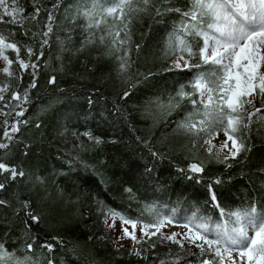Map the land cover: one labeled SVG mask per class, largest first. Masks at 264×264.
<instances>
[{
  "label": "snow or ice",
  "instance_id": "snow-or-ice-1",
  "mask_svg": "<svg viewBox=\"0 0 264 264\" xmlns=\"http://www.w3.org/2000/svg\"><path fill=\"white\" fill-rule=\"evenodd\" d=\"M90 3V7L78 6L76 11L87 30L81 48L85 44L98 45L101 49L98 57L113 63L115 77L125 85L118 96L129 97L131 90L146 84L159 72L180 77L168 93L166 104H161L159 97L149 103L164 107L167 115L174 113L178 117L172 134L182 137L184 143L176 149L164 141H156L153 134L135 135L148 153L144 174L151 176L158 163L168 160L177 173L171 180L182 179L188 185L199 186L207 197L202 205L192 203L182 186L174 193L173 201L167 185L157 181L156 187L168 196L166 201L142 200L133 187L124 189L129 203L123 210L96 199V212L105 228L117 233L118 250L127 241L130 254L143 259L145 264H264V200L259 204L249 200L246 206L232 209L219 193V189L233 181V170L248 160L254 118L259 116L264 124V0H90ZM0 9L6 14H0V23H7L10 28L7 36L0 33V60L4 62L0 73L13 81L0 84L3 104L0 209L10 212L5 222L14 233L12 243L0 241V264H58L55 253L66 241L54 229L70 221L53 215L55 209L45 199L50 193L44 178L33 176L24 161L7 159L13 141L23 135L20 125L27 126L30 122L29 118H21L30 103L29 89L37 87L36 69L40 67L37 61L44 56L43 49L53 33V12L45 10L47 23L39 25L42 9L34 0L31 16L20 0H0ZM28 19L37 22L31 40L38 43V49L15 39L11 25L23 28ZM146 21L149 31L153 24L163 28L156 42L158 55L153 58V63L159 62L161 67L156 71L151 68L133 71L144 35L141 33V39L134 41L133 28ZM23 35L29 36V30ZM9 51L15 55L9 56ZM29 69L32 70L29 84L21 92L23 73ZM55 81L56 76L49 80ZM50 107L51 104L41 108L35 117V127H40V114ZM113 109L127 118L119 104L114 102ZM131 131L136 133L135 128ZM80 135L94 145L102 143V138L91 131ZM157 143L161 147L157 148ZM29 147L24 144V156L28 155ZM177 156L185 163L177 162ZM76 160L89 167L79 156ZM68 163L71 165L73 160ZM212 166H219L221 171L209 175ZM259 175L264 191V168ZM22 186L29 192L39 188L44 196L38 194L34 199ZM161 247L167 249V259L159 258L157 249ZM149 257L153 259L150 261Z\"/></svg>",
  "mask_w": 264,
  "mask_h": 264
},
{
  "label": "trees",
  "instance_id": "trees-1",
  "mask_svg": "<svg viewBox=\"0 0 264 264\" xmlns=\"http://www.w3.org/2000/svg\"><path fill=\"white\" fill-rule=\"evenodd\" d=\"M57 1L61 6H58ZM34 2L42 9L39 25L47 23L45 10L53 12V33L49 36V44L43 49L44 56L37 61L40 65L36 69L37 87L29 89L30 103L26 105L25 117L21 118H29L30 122L27 126L20 125L23 135L13 141L12 152L7 159L12 162L24 161L33 176L44 178L50 193V197L45 199L54 207L53 215L70 221L54 229L66 241L65 246L58 248L55 253L58 264H145L143 259L130 255L129 251L113 247L112 237L105 230L102 217L96 212V199L123 210L129 203L124 189L133 187L142 200L166 201L168 196L156 187L159 181L161 185H167L168 195L173 201L176 199L174 193L183 186L190 202L203 204L207 198L203 188L188 185L182 179H170L176 177L177 173L168 160L158 163L151 176L145 175L148 153L135 140V135L153 134L156 141H164L176 149L184 143L182 137L172 134L174 121L178 117L174 113L167 115L164 107L149 103L159 97L161 104H166L168 93L180 77L159 72L146 84L131 90L129 97L121 98L118 93L125 85L115 77L113 63L98 57L101 50L98 45L85 44L81 48L87 30L83 18L76 15V11L78 6L89 7L90 0ZM20 3L25 6L27 15L31 16L33 0H20ZM53 4L58 7L52 9ZM0 14L6 15L3 9H0ZM36 23L28 19L23 28L11 25L15 29V39L21 43H31L38 49V43L31 40ZM147 23L133 28L134 41H139L141 33H144L140 58L134 64L133 71L139 69L145 72L149 68L156 71L161 67L159 62L153 63V58L158 55L156 42L163 28L153 24L149 31ZM25 30H29V36L23 35ZM9 31L7 23H0V33L7 36ZM96 35H100L99 31ZM36 40H39V36ZM8 55L15 54L8 52ZM21 55H24L23 51ZM12 67L15 70V64ZM31 71L29 69L23 73L21 92L29 84ZM52 76H56L54 83L49 82ZM9 82L13 81L0 73V84ZM114 102L126 113V119L114 111ZM49 104L51 107L40 114V127H35L36 115ZM0 107H3L2 103ZM2 121L3 117H0V141L3 140ZM131 128L136 129L135 134ZM85 131L101 137L102 143L97 146L88 140L81 144L80 134ZM72 139L80 140L77 147L73 145ZM25 143L30 145L27 156L22 154ZM250 144L252 147L247 162L233 170L234 179L230 184L219 189L222 201L232 209L246 206L249 200L257 204L264 200L262 178L259 175L260 169L264 168V124L260 123L259 116L253 121ZM156 147L161 145L157 143ZM2 154L3 150H0ZM77 156L89 167L77 161ZM70 159L73 160L71 165L68 163ZM175 159L181 164L185 163L182 157L177 156ZM220 171L219 166L208 169L209 175ZM22 188L34 199L38 198V194L44 196L39 188L31 192L28 188ZM10 215V212L0 209V241L6 244L12 243L14 239V233L9 231V225L5 222V217ZM157 252L160 259L168 258L166 248H158ZM152 259L149 257L150 261Z\"/></svg>",
  "mask_w": 264,
  "mask_h": 264
},
{
  "label": "rangeland",
  "instance_id": "rangeland-1",
  "mask_svg": "<svg viewBox=\"0 0 264 264\" xmlns=\"http://www.w3.org/2000/svg\"><path fill=\"white\" fill-rule=\"evenodd\" d=\"M58 6H61L60 2H58ZM90 6H91V4L89 5V7ZM9 52H11V51H9ZM3 66H4V62L2 60H0V67H3ZM257 99L259 100V98H257ZM257 106L259 107L260 105L257 104ZM72 140H73V143H74L73 145H75L76 147L79 145L80 140L81 141H88L87 137H85L83 135L81 136L80 140H77V139H72ZM102 224H103V222H102ZM103 226H104V224H103ZM104 228H105V226H104ZM105 230L107 231V233L109 234V236L112 237L113 247L116 248V249H118L117 248V244L115 242L116 241V237H117V233L114 232V231H112V230H109L107 228H105ZM176 230H179V229L177 228ZM102 238H100V239L102 240ZM124 244H125V246L123 248H119V249L125 250L126 252L129 251V254H130V248L128 246L127 241H125ZM130 255L135 256L134 254H130Z\"/></svg>",
  "mask_w": 264,
  "mask_h": 264
}]
</instances>
